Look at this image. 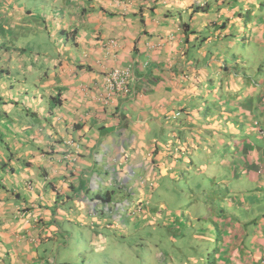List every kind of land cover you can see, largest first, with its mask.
Here are the masks:
<instances>
[{"label": "crops", "instance_id": "crops-1", "mask_svg": "<svg viewBox=\"0 0 264 264\" xmlns=\"http://www.w3.org/2000/svg\"><path fill=\"white\" fill-rule=\"evenodd\" d=\"M23 1L0 0V264H50L49 242L68 247L62 240L72 237L62 227L72 223L64 212L69 203L88 217L81 218V227H88L89 240L108 239L99 235L111 223L106 218L116 217L117 228L128 217L119 210L117 216L86 214V198L120 183L146 205H156V188L169 171L186 168L190 144L194 172L214 168L223 185L212 183L216 189L210 190L202 179L198 190H209L210 198L225 196L228 209L217 229L196 225L189 236L200 245L217 231L215 264H259L264 217L257 223L247 215L235 223L230 216L237 209L252 211L253 193L264 187V147L254 138L239 139L243 129L264 138V106L255 113L261 101L254 105L249 92L252 78H264L263 72L249 73V54L264 48V19L255 18L247 34L237 21L240 0L215 6L210 0H173L177 7L168 0H32L34 8ZM212 12L217 15L210 17ZM197 23L208 33L200 34ZM244 32L248 47L239 51L235 44ZM114 67L130 68L127 94L105 87ZM240 81L245 89L238 93ZM221 91L235 99L228 108ZM216 96L220 106L216 99L209 103ZM204 145L212 149L210 157ZM193 194L197 204L189 200L193 212L187 214L213 215L210 199ZM170 215L183 224L184 214ZM129 218L140 227L141 211Z\"/></svg>", "mask_w": 264, "mask_h": 264}, {"label": "rangeland", "instance_id": "rangeland-1", "mask_svg": "<svg viewBox=\"0 0 264 264\" xmlns=\"http://www.w3.org/2000/svg\"><path fill=\"white\" fill-rule=\"evenodd\" d=\"M184 1L186 3H189L190 1H193L194 3H198L199 0H184ZM202 1H205V0H202ZM263 1L264 0H258L257 2L258 4L256 6L252 5L251 7H246L244 1L240 2L239 8H238L239 10L238 14L240 15H238L239 19L237 21L238 23H242L245 25V28H246L245 31L247 34L249 32L248 30L249 25L251 23L255 24L256 22L255 18L260 22H262L261 18L264 19V4L261 3ZM23 2L27 4V7H30V8L35 7V5L32 4L33 2L32 0H24ZM217 2L218 0H210V6L211 5L215 6ZM168 3L173 4L175 5V7H177L176 3L173 0H168ZM182 4L183 3L181 2V5ZM181 8L182 7L178 8V11H180ZM225 8L227 7L221 4L220 10L223 11ZM160 9L161 8L159 7V10H158L159 13L161 11ZM213 14L217 15V12L210 13V17H213ZM175 18L177 19V24H179L180 23L179 17L175 15ZM195 18L197 17L195 16ZM160 20L161 21L164 20L163 16H161ZM147 24L150 28L153 27V21L151 20V18L148 20ZM200 25H202V23H197V25H195L197 28V31H199V33L202 35L208 33V28H206L204 31V29H202ZM242 26L243 25H241V27ZM263 27H264V24H263ZM238 41L239 43H237V45L235 44L236 49L237 50L240 49L239 51H245V49L248 47V39H247V35H245V32L241 33L240 36H238ZM249 55L252 61L251 63L252 66L250 67L249 73H252L256 76L263 72V75H264V48L257 47L256 49H252V52ZM247 65L249 66V64ZM241 69H242L241 66H239L238 71H240ZM260 77L261 76H258V77L256 76L252 78L250 81V85H252V90H249V92H252L253 94L252 97L254 99L253 100L254 105L259 104V102L261 101L260 107H257V108L255 107V113H257V110L261 108V106H264V96L260 95L262 93L261 92L262 86H264V78H261L260 80ZM260 83L261 85H259ZM240 86H242L243 88L238 89ZM244 89H245L244 82L240 81V85H238L237 88H234V91H237L238 93H240V91ZM220 95L222 97L221 100L223 102L224 101L226 102L225 105L227 108H228V104H231V101L235 100L233 98H230L229 97L230 95L228 96L227 93H224L222 91L220 92ZM219 98L220 97L216 96V98H214L213 101L209 99L210 100L209 103L214 106L213 102L216 99L217 100L216 104L220 106L221 104H220ZM173 117H175V115ZM248 118L250 121L251 116H249ZM257 123L255 122L254 124H257ZM258 131L259 133L262 134L261 130H258ZM249 132H250V136L248 135ZM249 132H248V129H243L240 134L239 139H246V140L251 141V139L254 138L257 146L264 147V138L255 135L253 131H249ZM203 147H204V150L207 152L208 157H210L212 149L208 145H204ZM187 148H189L190 153L189 154L186 153L184 155V158H186V161H187L184 164L186 168L184 170L181 168H178L179 170L178 174H176L177 170L169 171L166 177L160 182L161 185L156 188L159 195H155L154 200L158 201V199L160 198L161 202H163L162 208L160 209H162L163 212L167 208V206H170V210L175 208L173 211L177 212L178 214H184L183 216L185 219L192 220L193 216L189 217V214H187L188 212H193V209H191L192 204L191 202H189L190 200L189 194H191V192L195 193L198 190V189H195V181L199 180L202 174L198 172H194L193 170V164L196 163V160L193 159V157L191 156L193 154L192 144H190V146ZM216 148L217 147H214V149ZM220 156H221V153L220 154L218 153L214 155L215 159L213 156L212 157L214 160L217 161L218 160L217 158ZM201 157H204V155H202ZM205 162H206L205 164H207V161ZM216 171H218V167H216ZM146 178H148V176H146ZM206 183H207V188H210V190L216 189L211 185L212 183H209V179L207 177H206ZM226 184L230 186L232 189L233 187H235V185L231 183L226 182ZM216 186H220L221 188V186L223 185H220L219 183H217ZM261 188L256 189V191L253 193L254 198L250 202V206L252 207L253 210L252 211L250 210L249 212H246V209L245 211L240 210V209L232 211L233 216H230L232 221H234L235 223H237V221L241 223V221H243L241 217L243 216L247 217V215H249V219L253 220L254 222H257L258 221L257 219L264 217V191H263L264 187L262 188L263 190H261ZM216 197L218 199L220 198L223 199L224 206H227L228 202L225 196L218 195ZM86 199H87L86 201L87 203L85 206L86 214L92 213L93 207L101 205L98 201L97 202L95 201L96 202L95 203V202H92L90 198H86ZM191 201H193V199H191ZM74 202L75 204H78V207L84 206L83 201H74ZM193 202L197 204L196 201H193ZM88 204H91V207H89ZM105 211L108 212L106 209ZM64 212L70 213L72 223L63 224L62 227L69 228V233L75 239L73 240V242L75 241H78V242L75 244L76 245L75 250H70V248L68 247L57 246L55 242L50 241L48 244L49 245L48 247L49 249L51 248V251L48 250V253H47V254H50V253L52 254V256L50 257L51 259L49 260L50 264H214L213 257L214 255H216L215 253L220 250V241H219V236L216 230H213L214 236H213L212 242L211 241H209V243L207 242L208 246L206 244H201L199 249H197L198 247L190 246L191 240L187 235L188 234L187 231L193 230V228L190 226L191 223H189V225L187 226L188 228L187 231L186 229H183V226H181L182 229L178 231L176 228H168L165 224L160 223L159 228L154 230V232L149 233L150 226L142 225L138 227L135 224L128 225V220H126L125 218L123 220L121 218L120 220H118L119 225L120 223H122L120 225L121 232L127 234V236L124 237L122 240L126 241L127 245H125V247L119 246L120 244H123L119 241H118V244L116 242L115 244L110 243L111 237H109L108 239H104L102 241L103 242L102 247L107 246L106 249L103 250L102 252H98L99 249L95 247V245L97 244L89 242L90 232L87 233L88 230L87 231L85 230L86 226L81 227V218L89 221L88 217L86 216L80 217L78 215L79 210L75 209V207H71V203H69L68 207L66 208ZM207 215L201 214L200 217L202 218L198 220V222H195V223L198 224L199 227H203V225L207 224V226L214 228L215 226L213 227L209 222V219H211L210 216H207ZM72 216L76 218L73 219ZM194 218L196 220L197 217L194 216ZM114 219H116V217L106 218V220H108V222H111V223L114 222ZM169 219L173 220V217H171L170 215ZM243 226H246V225H243ZM217 227L218 226L216 224L215 229H217ZM158 229H160V231ZM80 232H83V235H80ZM105 234H106V231H105ZM110 235L111 233H108V236ZM146 235H148V238L146 240V245L148 247V250L151 253H146L145 251L146 256H144L143 260L141 261V259L133 256L134 253L136 252L141 253L142 252L141 248L136 247L135 245L133 246L131 245L133 244V242L136 241L135 239L141 242L139 239ZM55 236L58 240H62L61 233H57ZM109 243L111 244L110 246H108ZM40 247L42 248L44 246L41 245ZM127 248L131 249L132 252ZM129 253H132V255ZM252 259H255V257L253 256ZM256 261L257 263L259 262V264H264V255L262 257H261V254L257 256Z\"/></svg>", "mask_w": 264, "mask_h": 264}, {"label": "trees", "instance_id": "trees-1", "mask_svg": "<svg viewBox=\"0 0 264 264\" xmlns=\"http://www.w3.org/2000/svg\"><path fill=\"white\" fill-rule=\"evenodd\" d=\"M237 1L238 0H232L231 1V4H233V3L237 2ZM240 1L241 2L242 1H244V2L247 1V4L248 5H250V4L251 5H257L258 4L257 3L258 0H252V1L251 0H240ZM261 3L264 4V1L261 2ZM213 170H214V168H212L209 173H207V172H205L206 174H203L202 173V175H201L202 178H200L198 180V182L195 183V185H196L195 186V189H198V188L201 187V185L203 183L202 179L206 182V177L209 179V183L210 182L211 183H217V181L215 179L216 178L215 177V174L213 173ZM125 190H126V187L123 190L122 189V185L120 183H118V184H116V187L115 188H110L108 190H105L103 192H98L96 194L94 193L93 196H92L91 201L92 202L98 201L101 205H98V206L93 207V210L95 211V213L94 212L93 213L95 215H97L98 217H103L104 215L106 217V215L111 214L110 212L114 213V215H112V216H117V214H118L117 210H119V213H123V214H125L126 217H128V218H126V220H128V225H131V224L137 225L136 223H132V222L129 223V219H130L129 217H130V215L136 214V213H140V211H141L143 219L140 222L141 223L140 226H142V225L150 226L149 233L150 232H154V230H156L157 228H159L160 223L165 224L168 228H176L178 231L180 229H182L181 226H183V229H186V231H187V229H188L187 226L189 225L188 223H185L187 219H184L183 224L182 223H178V221H176V218H174V217H173V220L172 219H169V215L171 214V212L175 208H173L172 210H170V206H167V208L163 212L162 209H160L162 207L160 205H158V201H159L160 198L158 199V201H156V205H152V206L151 205H146L145 204L146 202L144 200H142V199H140L138 197H134V194L133 193H131L129 191H126L125 192ZM191 193H194V192H191ZM194 194L196 196V199H198L200 201L203 200V201H205V202L208 203V200L210 199V205H212V208H213V206H216L215 207V212L213 213V215L211 213H208V215H207V216H210V218L212 219V220L209 219L210 224L213 227L214 226L216 227V224L215 223H217V220L219 218H222V216H223L222 212H225L226 211L225 209H227V206H220L218 200L216 199L217 197L216 198H210V191L209 190H207L205 193H202L199 190H197ZM155 195H159L158 191L156 192ZM190 200H191V198H190ZM193 201H195V197L193 198ZM104 208L108 212H106ZM144 209H145V212H144ZM161 215H162V217H161ZM125 216H121L120 215L119 217H125ZM197 216H195V217H197ZM229 216L230 215H228L226 217H229ZM189 217H190V215H189ZM198 217H200V216H198ZM198 220H200V219L199 218H196V220H195V218H193L191 220V221H193V223L190 224V226L193 228V230L187 231V233H188L187 235H188V237L191 240L190 241V246L191 247L195 246V247H198L199 248L201 244H206L208 246V244H207L208 240L205 239V243L204 242H201L200 245H199L198 244L199 242L197 240L195 241L193 238H191L189 236L190 233L195 232L197 230L196 228L194 229V227L196 225H198V224L195 223V222H198ZM117 224H118V227L117 228H120V225L122 223H120V225H119V222H118ZM112 226H113V223H110L108 225L106 224L105 227L107 229H104L103 231H100L99 232V235H101V238H103V236L104 237H105V235L108 236V233H111V235L108 236V238L111 237L110 238L111 239L110 243L115 244V242H116L118 244V241H119V242L123 243V244H120L119 246H124L125 247V245H127V243H126V241H123L122 239L124 237H126L127 234H125V233L121 234L118 231V229L116 228L115 225L111 229L110 227H112ZM204 227L205 228L208 227L207 224L206 225H203V227H199V228L201 230H203ZM215 227H214V229H215ZM86 228H88V227L86 226ZM86 228H85V230H86ZM209 228H211V227H209ZM158 230L160 231V229H158ZM105 231H106V234H105ZM80 235H83V232H80ZM181 235H183V234H181ZM205 236H206V234L204 233V237ZM147 238H148V235H146L144 237H141L139 239L141 242H139L137 239H135L136 241L133 242V244L131 245V246L135 245L136 247H140L141 248V250H142L141 253L142 254L139 253V252H136L133 255L136 258L141 259V261L143 260V257L146 256L145 251H146V253H151L148 250V247L146 245ZM73 240H75L74 237H70V240H62V242H63V244H65L67 242L68 243V247L70 248V250H75V248H76V245L75 244L78 241L73 242ZM89 242L90 243H93V241L91 239L89 240ZM110 243L108 244V246L111 245ZM94 244H97V245H95V247L97 249H99L98 252H102L107 247V246H105V247L103 246V248H101L102 245H103V242L101 240L98 241V242L96 241ZM207 246H205V247H207ZM127 249H129V248H127ZM129 250L131 251V249H129ZM129 254L132 255V253H129ZM216 258H217V256L214 255V257H213L214 264H215Z\"/></svg>", "mask_w": 264, "mask_h": 264}, {"label": "built area", "instance_id": "built-area-1", "mask_svg": "<svg viewBox=\"0 0 264 264\" xmlns=\"http://www.w3.org/2000/svg\"><path fill=\"white\" fill-rule=\"evenodd\" d=\"M130 68L114 67L105 75V87L110 94H127L129 88Z\"/></svg>", "mask_w": 264, "mask_h": 264}]
</instances>
